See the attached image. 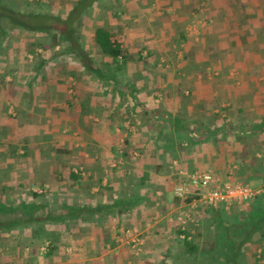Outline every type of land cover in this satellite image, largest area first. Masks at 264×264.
<instances>
[{
  "label": "crops",
  "instance_id": "0c3cea01",
  "mask_svg": "<svg viewBox=\"0 0 264 264\" xmlns=\"http://www.w3.org/2000/svg\"><path fill=\"white\" fill-rule=\"evenodd\" d=\"M0 8L28 27L0 17V187L52 192L54 169L83 171L58 189L66 220L49 229L58 250L49 255L45 243L31 264L159 261L185 216L181 204L193 203L175 195L187 175L228 182L233 167L234 179L263 195L264 0H0ZM99 29L130 58L112 80L81 59L109 72ZM58 150L64 160L55 163ZM128 231L143 235L142 263L130 258ZM24 242L0 245V264L29 258ZM260 249L264 260V242Z\"/></svg>",
  "mask_w": 264,
  "mask_h": 264
},
{
  "label": "trees",
  "instance_id": "16d2710c",
  "mask_svg": "<svg viewBox=\"0 0 264 264\" xmlns=\"http://www.w3.org/2000/svg\"><path fill=\"white\" fill-rule=\"evenodd\" d=\"M0 17L9 18L11 23L17 25L18 27L28 28L26 27L27 23L21 19L22 15L14 12L13 10L0 8ZM39 18L40 17H36L37 20H39ZM41 26L42 24L36 29H44ZM95 44L99 46L101 51L106 56L110 57L111 62L106 65L109 68V72L104 73L100 71L102 68L100 65L102 64L97 63L93 58L85 57L81 59L84 60V62H87L88 66L96 67L95 69L93 67L92 68L94 70L93 72L95 76H97L99 79L112 80V78L117 76V71L123 68V66L127 64V61L130 60L127 51L122 47L121 42L114 39L112 34L102 29H99L96 32ZM120 58L122 60H120ZM59 151L61 150H58V152ZM58 152L53 158L55 163L64 160V154H60V152ZM30 156L31 155H29V157ZM39 172L40 169L37 173ZM82 173L83 171L81 169H79L77 172L74 170H69L68 175L65 174L64 176V171H55L54 169L52 171V176H54L56 182L58 183V189H60L66 181L73 179L79 182V180L83 177ZM47 177H49L47 173H44L43 177L39 176V179L42 180L40 182H45L48 179ZM4 178L10 179L6 174ZM34 178L37 179V177ZM18 186L19 187L17 188L24 189V192H21L19 195L16 194L19 193L16 186L0 187V245L14 246L17 242H19L20 239L22 242L25 240L26 243H24L31 248L32 253L29 258H22V264H31V261H34L33 258L38 256L41 247L45 245V243H49V255L58 250V246H55V243L58 242L60 235L57 231H49V229H51L52 225H57L58 223L66 220V217L61 215V212L58 211L59 209L63 211L65 206L63 204L62 207L58 208V197L61 195L58 189L52 192L43 191L42 193H37L32 191L29 183H22ZM52 199H55V201L52 202ZM191 200L192 199L190 198L186 201L191 202ZM54 203L57 206V209L50 211L49 207ZM251 203L252 207L249 211L248 217L240 219L232 224L230 222L224 221L220 216H214L218 226L223 230H231L232 228L234 230H240L246 234L248 240L253 238V235L262 230L261 234L263 237L264 193L263 195L258 196L257 199H253ZM67 211H69L68 213H70V215H74L75 212H77V209H68ZM90 213L92 215L97 213V208L92 209ZM212 214L214 213L212 212ZM91 219L94 220V218H90V220ZM181 232L182 231L176 232L178 237L177 241L182 245L184 254L192 258L193 262H196L198 259H204L203 256L210 257V254L212 256L214 254V250H217L218 248L217 244H212L214 241L209 237L207 238H209L210 242L206 240L202 241L201 233L192 235L189 229L183 231V233H185V238L180 240L179 235ZM232 235L234 236V231L231 232V236L229 235L230 239L233 238ZM246 242L249 243L250 241ZM242 244H245V242ZM226 249L229 250L226 254L233 264H239L238 259H241L243 256L241 244L238 247H236L235 244H231L228 246V248L226 247ZM261 257H263V253ZM263 261L264 260H262V262Z\"/></svg>",
  "mask_w": 264,
  "mask_h": 264
},
{
  "label": "rangeland",
  "instance_id": "374dc122",
  "mask_svg": "<svg viewBox=\"0 0 264 264\" xmlns=\"http://www.w3.org/2000/svg\"><path fill=\"white\" fill-rule=\"evenodd\" d=\"M8 1L11 2L12 0H8ZM60 12L61 10H57L58 14ZM32 58L33 57H29L28 60H32ZM7 60L9 59L7 58ZM236 171L237 170L234 169L233 167L232 169L227 171V174H228L227 178H229V181L231 180V181L240 182L242 184L249 185V183L247 182L234 179V175ZM254 190L255 192H257V194L261 193L259 192V190H257V188ZM258 196L259 195H256L254 199L258 198ZM190 198L193 199L192 201L193 203L181 204L182 207L179 211L180 213L184 212L185 216L184 218H181V219L178 218V223H180V225L176 226V230L174 233L167 236V240H166L167 249L164 251L158 250L157 253L154 254V255L160 256V260L157 262H155L156 260H154V262H147L146 264H160V263L163 264L164 262L162 263L161 261H165V260H167V263L165 262L166 264H233V262L230 260V258H228L226 254L227 251H229L228 249H226V247L228 248V246L231 244H235L236 247H238L240 244L242 246L241 250H242L243 256L241 257V259H238L239 264H264V263H260L259 261L262 259H259L257 257V254L262 255L263 253L262 250L260 249L261 251L259 253L256 252L257 250H253L254 246H258V245L260 246V243L261 245L263 244L264 236L260 238L259 243L254 244V240L251 241V238L250 240H248V237L246 236V234H244L240 230L235 229L236 230L235 231L233 228L231 230L229 229L223 230L222 228L218 226L217 221L214 218V216H220L224 221L230 222L231 224L234 222H237L240 219L246 218L248 217L249 211L252 207V203H251L252 201L250 203L236 202L233 204L212 207V206H208L205 203H203L201 199L196 196L188 197L183 200L186 201L187 199H190ZM199 204L203 205V209H206L207 211L204 210V213H200V211L197 212L198 209H201L200 206L199 207L197 206ZM212 212L214 214H212ZM179 228L181 229L180 231H182L179 235L180 240H183L185 238V233H183V231L184 230L186 231L187 229H189L192 235L201 233L202 241L204 240L209 241V238L212 239L214 241L212 244L218 245L217 250H214V254L212 256L211 254L209 255L210 257L203 256L204 259H198L196 262H193L192 258L184 254L182 245L177 241L178 237H177L176 231H178L177 229ZM233 231H234V236L232 235L233 238L230 239L229 237L231 236V232ZM126 234L128 236V241H129V245H127L128 250L132 251L130 258L135 261L139 259V261L142 263V261L144 260L143 252L145 253V246L143 245V239L141 238L143 235H140L138 231H132V232L128 231L126 232ZM246 241H251V242L248 243ZM244 242L245 244H242ZM250 243L254 245L251 246ZM127 256L129 257V255Z\"/></svg>",
  "mask_w": 264,
  "mask_h": 264
},
{
  "label": "built area",
  "instance_id": "2783aa9c",
  "mask_svg": "<svg viewBox=\"0 0 264 264\" xmlns=\"http://www.w3.org/2000/svg\"><path fill=\"white\" fill-rule=\"evenodd\" d=\"M175 193L182 199L199 197L203 203L212 207L236 202L250 203L258 195L250 185L231 180L221 182L209 172L187 175L186 179L176 186Z\"/></svg>",
  "mask_w": 264,
  "mask_h": 264
}]
</instances>
